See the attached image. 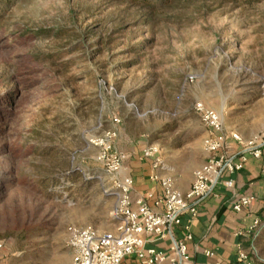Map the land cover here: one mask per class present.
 Here are the masks:
<instances>
[{"label": "rangeland", "instance_id": "rangeland-1", "mask_svg": "<svg viewBox=\"0 0 264 264\" xmlns=\"http://www.w3.org/2000/svg\"><path fill=\"white\" fill-rule=\"evenodd\" d=\"M142 1L0 0V264H70L73 231L115 230L95 140L189 179L197 103L264 111V0ZM253 243L264 264V222Z\"/></svg>", "mask_w": 264, "mask_h": 264}, {"label": "built area", "instance_id": "built-area-1", "mask_svg": "<svg viewBox=\"0 0 264 264\" xmlns=\"http://www.w3.org/2000/svg\"><path fill=\"white\" fill-rule=\"evenodd\" d=\"M194 111L207 130L203 144L210 157L202 168L195 171L194 183L185 194L175 189L171 179L159 175L160 170L166 168V162L160 155V148L150 145L143 150L141 159L151 163L155 172L151 179L161 183L163 194L156 198L149 193L132 200L134 180L123 175L125 157L113 153L110 145L116 133H108L105 140L93 142L101 150L99 162L113 183L105 193L108 197L118 199V205L112 213L116 227L111 233L92 229L73 231L69 244L73 252L70 264H123L130 256H135L142 264H185L189 261L187 243L192 240L191 234L174 241L169 251L147 247V237L165 240L181 224L184 215L197 216L199 204L215 186L224 184L227 189H232L234 181L227 180L225 176L242 171L249 154L260 158L264 144V132L248 141L232 133L230 138L239 144L241 151L237 155L231 154L226 151L222 115L201 103L195 105ZM149 201L163 210L157 212L149 205ZM254 201L252 196H242L233 204V211L241 213ZM259 225V221H256L249 233L254 234ZM237 261L240 264H255L249 252L244 250L239 251Z\"/></svg>", "mask_w": 264, "mask_h": 264}, {"label": "crops", "instance_id": "crops-1", "mask_svg": "<svg viewBox=\"0 0 264 264\" xmlns=\"http://www.w3.org/2000/svg\"><path fill=\"white\" fill-rule=\"evenodd\" d=\"M253 106L255 105H244L240 109L246 114L243 121L238 120V112L234 107L225 108L228 110L226 118L223 117L225 144L226 151L231 154L237 155L241 147L230 138V134L237 133L248 141L264 132V111L259 116L251 115ZM227 118L235 119L236 122L227 124ZM203 149L204 162L191 170L189 179L184 178V170L176 168L175 164L166 158H164L166 168L160 170L159 175L171 179L175 189L182 194L187 193L194 183L195 171L202 168L210 157L205 147ZM261 149L260 158L256 159L249 154L248 162L242 171L225 176L227 180L234 181L232 189H227L224 184L215 186L209 196L199 204L197 216L184 215L181 224L168 238L159 240L157 237H147L146 246L169 251L174 241L191 234L192 240L187 243L189 261L185 264H240L237 261L240 250L249 252L252 257L255 248L253 242L259 228L254 234H250L249 230L256 221H259L260 225L264 222V144ZM154 174L151 163L138 158L136 154H128L123 175L134 180L132 200L135 201L149 193L156 198L161 197L163 194L161 183L151 179ZM242 196H252L255 201L243 212L237 213L233 211V204ZM149 205L157 212L163 210L162 207L156 208L152 201H149ZM254 263L257 264L255 261ZM123 264L142 263L135 256H130L123 261Z\"/></svg>", "mask_w": 264, "mask_h": 264}, {"label": "trees", "instance_id": "trees-1", "mask_svg": "<svg viewBox=\"0 0 264 264\" xmlns=\"http://www.w3.org/2000/svg\"><path fill=\"white\" fill-rule=\"evenodd\" d=\"M142 3L146 6V7H149L151 9H155L156 6L160 5L161 2L158 1V3L156 4H152V1L151 0H143Z\"/></svg>", "mask_w": 264, "mask_h": 264}]
</instances>
